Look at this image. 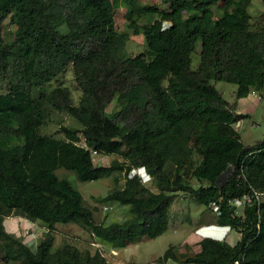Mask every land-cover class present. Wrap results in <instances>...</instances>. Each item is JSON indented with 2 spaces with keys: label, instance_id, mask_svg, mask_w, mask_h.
Instances as JSON below:
<instances>
[{
  "label": "trees",
  "instance_id": "trees-1",
  "mask_svg": "<svg viewBox=\"0 0 264 264\" xmlns=\"http://www.w3.org/2000/svg\"><path fill=\"white\" fill-rule=\"evenodd\" d=\"M122 1L128 23L117 31L119 0H0V264L1 255L20 264H108L68 244L53 252V226L76 223L112 250L122 249L164 233L179 192L209 208L217 204L218 222L237 230L240 240L231 246L203 237L196 250L170 248L163 260L264 264V203L239 216L231 206L252 189L264 192V140L245 146L233 127L248 116L234 112L239 99L251 92L264 98V11L252 23V0H161L164 8ZM7 19L16 27L8 40ZM131 34L142 35L145 46L133 57L123 55ZM68 68L81 92L77 105L69 88L49 89ZM211 81L235 84L234 102ZM51 108L77 126H62L61 138L42 135ZM93 150L123 161L95 165ZM168 163L175 165L173 177ZM138 167L156 192L129 176ZM59 169L80 182L122 172L123 188L110 189L98 203L128 206L129 217L96 222ZM13 210L46 226L34 248L7 232Z\"/></svg>",
  "mask_w": 264,
  "mask_h": 264
},
{
  "label": "rangeland",
  "instance_id": "rangeland-1",
  "mask_svg": "<svg viewBox=\"0 0 264 264\" xmlns=\"http://www.w3.org/2000/svg\"><path fill=\"white\" fill-rule=\"evenodd\" d=\"M139 3L155 4L161 8L165 7L161 0H139ZM248 11L251 15L252 23H258L260 21V15L264 11L263 1L252 0ZM220 15L221 11L216 10V17H219ZM127 23L128 16L125 5L122 0H119L118 7L114 12L115 29L117 31H123L126 29ZM15 30V25H11L8 19L5 20L4 33L7 40L12 38V34ZM144 49L145 46L142 35L131 34L129 41L125 45L123 55L133 57L142 53ZM199 50L200 42L197 44L196 50L191 56L192 68H196L198 66ZM211 84L222 94L226 101L231 104L234 102V92L237 89L235 84L216 81H211ZM57 86L69 88L73 103L75 105L78 104L81 92L74 83L71 68H68L57 78V80L53 81L49 86V89ZM248 96L241 98L238 101V103L240 102L244 108L248 106V102L250 101V97ZM112 106L114 105L112 104ZM249 114L250 115L243 118L238 125L235 124L233 126L238 131L241 142L245 146L253 145L256 142L264 140V98L255 101L253 107L250 108ZM62 126L74 127L77 126V123L66 112H59L51 108L49 109L47 120L40 128V133L49 137L61 138ZM116 160L123 161V158L120 155L93 156L95 165H108ZM174 169V164H167L166 171L171 177L174 176ZM56 174L60 178H66L71 185L81 193L85 201V206L93 209V216L96 222L107 226L112 223L123 222L129 217L128 206L119 205L117 203L104 205L98 203V200L104 197L110 189L123 188L125 180L122 172H117L110 178L90 182H80L76 178L74 172L65 171L63 169L57 170ZM118 175L120 179L118 182H115L114 178ZM185 180L193 187H198L200 185L197 180L190 178L189 176H186ZM203 184L206 185V183ZM150 187L151 191H157L154 189L153 185ZM21 214L22 213L20 211L13 210L10 218L5 222V228L11 234L21 239L24 237V243L26 245H30L31 248H34L36 243L39 242L38 239H40V235L46 232V226L38 221L35 222L31 220L33 222L32 223L24 221L21 218H15V216L11 217L12 215ZM167 214L169 216L170 223L171 221L172 223H181V231L173 232L170 228L161 235L152 239L137 238L138 240L127 246L126 249L121 252V255L125 256L127 260L133 264H149L150 262L157 263L160 262L163 254L170 248L179 250V248L181 249L189 246L197 249L199 241L203 238L201 237L200 240L197 239V236L200 234L198 232L204 230L209 231L210 227H216L219 231L222 230V240L228 242L229 244H234L236 242V232L231 230L229 226L219 223L211 208L197 203L192 197L186 194L181 192L176 194L174 201L168 207ZM50 234L54 239L51 249L53 252L61 250L64 245L68 244L76 247L82 254L88 253L91 257L98 253L100 256L104 257L108 264L118 263L117 251L116 254L112 253L111 246L99 241L93 234L79 224H56L53 226V230L50 231ZM195 242L197 243L194 247ZM184 250H186V248L181 249V251ZM3 257L4 256L1 255V264H20L18 261H4Z\"/></svg>",
  "mask_w": 264,
  "mask_h": 264
},
{
  "label": "crops",
  "instance_id": "crops-1",
  "mask_svg": "<svg viewBox=\"0 0 264 264\" xmlns=\"http://www.w3.org/2000/svg\"><path fill=\"white\" fill-rule=\"evenodd\" d=\"M257 96L258 95L255 92L251 93V95L248 96V97H250V101L248 102V106L246 108H244L241 105L240 102L237 103V111H240L241 114H244V115H250L249 114L250 108L253 107V104L255 103V101L258 100ZM239 122H238V124H239ZM205 222H207V221H205ZM180 224H181L180 222H173L172 223V221L170 223V220H169L167 230L171 228L173 232L181 231L180 230L181 229V225ZM209 231L204 230V231L198 232L200 234L197 236V239L200 240L201 237H204V238H212V239H215V240H218V241H222V238H221L222 237V230L219 231L218 228H216V227H210ZM197 242L194 243V247H195V245H196ZM125 249H126V247L125 248H122V249H118V250H112V253H115V254H116V251H117V254H118V258H117V262L118 263L117 264H129V263L133 264L132 262H130L129 260H127V258L125 256H122L121 255V252L123 250H125ZM181 249H184V248H181ZM181 249H180V251H181ZM151 263H153V264H183V263H180V262H175L174 260H171V259L163 260L162 258H161L160 262H157V263L150 262L149 264H151Z\"/></svg>",
  "mask_w": 264,
  "mask_h": 264
},
{
  "label": "built area",
  "instance_id": "built-area-1",
  "mask_svg": "<svg viewBox=\"0 0 264 264\" xmlns=\"http://www.w3.org/2000/svg\"><path fill=\"white\" fill-rule=\"evenodd\" d=\"M249 95H251V94H249ZM257 98H258V100H260L261 99L260 95H258ZM234 112L238 115L241 114V112L237 111V109ZM237 125H238V123H237ZM91 154H92V156H95V155L99 156V154L95 150L91 151ZM136 173L139 174L140 172L133 170L130 172L129 176L133 177ZM252 192H253L252 195H243V196L235 198L231 201V206L234 208V215L239 216L243 212L245 207L250 205V204L255 203L257 206H259L261 203H264V192H259V191H256L254 189H252ZM211 210L216 216L219 215L220 209H219V206L217 204L213 205L211 207ZM230 229L233 230L234 232H236V234H237L236 242L234 243V244H236L240 240V234L234 228L230 227ZM222 241H224V240H222ZM226 243H228V242H226ZM234 244H229V245L233 246ZM151 264H153V263H151ZM229 264H244V263H243V259H234Z\"/></svg>",
  "mask_w": 264,
  "mask_h": 264
},
{
  "label": "clouds",
  "instance_id": "clouds-1",
  "mask_svg": "<svg viewBox=\"0 0 264 264\" xmlns=\"http://www.w3.org/2000/svg\"><path fill=\"white\" fill-rule=\"evenodd\" d=\"M252 93V92H251ZM250 93V94H251ZM244 115V114H243ZM100 156V155H99ZM105 156V155H104ZM139 171L140 173L138 174V173H136L134 176H137L139 179H140V181H141V183H142V185H144L145 187H147L146 185H145V182H144V178H143V176H142V173L146 176H148L150 179V183H151V185H152V178L146 173V171H145V169H144V167H138V168H134V169H132L131 171ZM130 171V172H131ZM129 175H130V173H129ZM148 189H150L149 187H147ZM151 190V189H150ZM153 191V190H152ZM11 215V214H10ZM13 216H15V218H21V219H23L24 221H27V222H32L31 220H29V219H27V218H24V217H22V215H12L11 217H13ZM10 218V216H8L7 218H6V220L7 219H9ZM36 222V221H35ZM33 223V222H32ZM47 230V229H46ZM7 232H9V231H7ZM10 233V232H9Z\"/></svg>",
  "mask_w": 264,
  "mask_h": 264
},
{
  "label": "bare ground",
  "instance_id": "bare-ground-1",
  "mask_svg": "<svg viewBox=\"0 0 264 264\" xmlns=\"http://www.w3.org/2000/svg\"><path fill=\"white\" fill-rule=\"evenodd\" d=\"M142 176H143V178H144V182H145V185L147 186V187H150L151 186V183H150V178L146 175H144L143 173H142ZM150 189H151V187H150ZM154 189H155V187H154Z\"/></svg>",
  "mask_w": 264,
  "mask_h": 264
}]
</instances>
